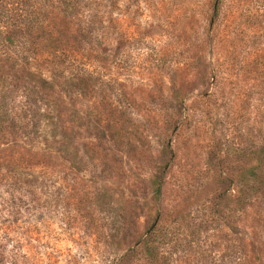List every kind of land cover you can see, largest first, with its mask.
Listing matches in <instances>:
<instances>
[{"label":"rangeland","instance_id":"obj_1","mask_svg":"<svg viewBox=\"0 0 264 264\" xmlns=\"http://www.w3.org/2000/svg\"><path fill=\"white\" fill-rule=\"evenodd\" d=\"M10 3L0 264H114L150 229L159 256L125 264H264V0Z\"/></svg>","mask_w":264,"mask_h":264},{"label":"trees","instance_id":"obj_2","mask_svg":"<svg viewBox=\"0 0 264 264\" xmlns=\"http://www.w3.org/2000/svg\"><path fill=\"white\" fill-rule=\"evenodd\" d=\"M10 1L11 0H0V54L5 58L8 56L10 59H12L11 55L8 52L5 53V51H3L2 48L4 44L7 46V49H10V45L15 46V41L13 40V36L15 35L17 36L18 33H22L21 32L22 29L19 20L18 19L14 20L11 17V11L13 12L14 10L9 9V7L12 5ZM68 7L69 10H72L74 17L76 18L80 17L79 14H81L82 10L84 11L85 9H87L86 4H84V0H69ZM217 11H219L218 8ZM81 24L82 25H80L81 26L80 31L85 32L86 27L90 28L91 21L88 22L81 21ZM82 66H83L82 68H84V64ZM10 68L14 69L13 65ZM29 73L33 78H35L34 80H38V83L42 84L43 87L50 86L52 84L50 81L45 79L43 72L40 71L39 69L35 71H31ZM56 73H59V70H57V72L50 71V74L53 75L51 79L54 81L56 80L55 78L58 76ZM79 81H81V79ZM2 121H7V120H2ZM252 157L254 159V162H256L257 164L251 167L248 189L250 192L251 199H256L260 193L264 194V168L262 171L260 170L261 167L264 166V145L254 150L252 152ZM170 166L171 165L169 163H166L152 178L151 185L153 188V196H155L156 199H159L162 195L165 177L167 175ZM242 181L243 180L240 179L238 183L236 182V187H238V195L236 200L239 203H241L244 198L243 189H241ZM222 184L223 185L227 184L233 187L234 181L229 178H224L222 180ZM156 226L157 225H155L153 228H155ZM154 231L155 230L153 229L147 231L145 233V236L142 237V239L138 242L137 244L138 248L129 250L124 256L119 257L116 260V262H114V264L127 263L131 259V257H135L141 249L145 250L146 257H151L152 259H156V257L159 256V254H158V249L154 244L155 243Z\"/></svg>","mask_w":264,"mask_h":264}]
</instances>
